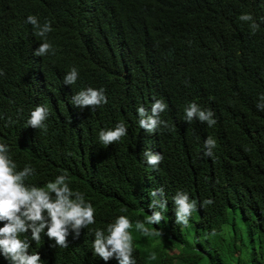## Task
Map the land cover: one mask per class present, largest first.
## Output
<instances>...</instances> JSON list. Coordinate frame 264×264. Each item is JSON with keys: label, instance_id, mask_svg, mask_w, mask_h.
<instances>
[{"label": "trees", "instance_id": "trees-1", "mask_svg": "<svg viewBox=\"0 0 264 264\" xmlns=\"http://www.w3.org/2000/svg\"><path fill=\"white\" fill-rule=\"evenodd\" d=\"M251 13L260 25L239 19ZM51 23L54 54L36 56L41 38L25 23ZM76 66L75 85L63 76ZM0 142L18 166L31 164L30 182L66 174L85 193L106 227L117 215L133 222L149 214V193L163 187L164 219L143 236L135 223L137 264H264V0H0ZM104 88L108 103L90 110L69 103L82 88ZM168 104L156 133L138 124L154 100ZM196 102L216 124L183 120ZM38 104L49 108L47 129L27 127ZM125 122L128 134L106 148L98 132ZM213 137L211 157L204 140ZM161 153L157 168L143 151ZM197 201L189 226L175 223L172 197ZM205 199L213 204L201 206ZM123 210V211H122ZM93 234L67 237L52 248L33 243L46 264H105L92 252ZM155 254V259L151 256ZM0 264L8 262L0 256ZM107 264H117L110 259Z\"/></svg>", "mask_w": 264, "mask_h": 264}, {"label": "clouds", "instance_id": "clouds-1", "mask_svg": "<svg viewBox=\"0 0 264 264\" xmlns=\"http://www.w3.org/2000/svg\"><path fill=\"white\" fill-rule=\"evenodd\" d=\"M239 19L251 22L250 27L253 30L260 26L251 13L241 14ZM25 23L32 25L34 35L41 38L34 54L39 57L54 54L53 44L48 40V34L52 32L51 23L46 20L41 24L36 15H28ZM2 75L3 70L0 69V76ZM79 76V69L73 66L64 74L63 84L75 85ZM69 103L81 110L86 107L93 110L107 104L108 97L104 88L86 87L72 94ZM167 108L168 104L162 99L152 102L150 114L143 106L138 107L136 112L139 127L149 134L156 133L161 125L168 127V123L160 119V114ZM256 108L264 111V94L259 96ZM49 115V108L38 104L28 116L27 127L46 130ZM214 115L211 109L202 108L196 102H189L184 107L183 120L188 123L196 120L212 127L216 124ZM127 134V124L118 122L114 127L99 130L98 141L106 148L114 142H119ZM216 143L213 137L204 140L206 156L213 155ZM143 157L144 162L154 169L163 160L161 153H155L151 149H145ZM35 173L36 169L31 164L18 166L9 145L0 142V256L8 264H46L39 251L31 250L33 243H39L42 237H46L52 242L50 247L67 248V237L73 234V238L78 239L82 229H88L93 234L92 252L105 264L110 259H115L117 264H137L130 231L133 223L143 236H155L160 231L158 228L154 231L146 225L158 226L164 219L168 200L163 187L149 193L150 214L144 220L133 222L127 215H117L106 227L89 228L97 223V212L93 203L86 199L85 193L71 187L66 174H58L54 179L38 185L29 179ZM172 202L175 223L189 226V218L197 211V201L191 199L187 191H177L172 197ZM211 204L213 200L205 199L201 206ZM155 258L153 253L151 259Z\"/></svg>", "mask_w": 264, "mask_h": 264}]
</instances>
